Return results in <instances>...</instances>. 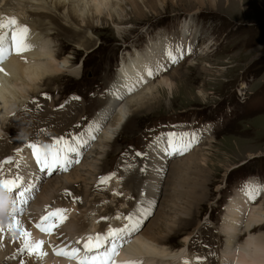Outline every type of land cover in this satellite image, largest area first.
<instances>
[{
  "label": "bare ground",
  "instance_id": "6f19581e",
  "mask_svg": "<svg viewBox=\"0 0 264 264\" xmlns=\"http://www.w3.org/2000/svg\"><path fill=\"white\" fill-rule=\"evenodd\" d=\"M166 1L169 0H0V17H15L19 25H29L28 43L32 45L30 51L22 55H16L13 52L0 63V68L4 70L0 72V153L4 152V157H1L0 161L15 157V160L26 163L27 167L21 169L26 175L29 171L34 174L36 184L34 199L29 202L27 211L20 219L23 220L24 227L31 232L33 241L45 242L43 248L47 253L39 261L22 255L19 252L21 246L19 234L17 233V242L14 243L5 230L3 239L0 240V264H20L21 260H24L25 264H71L64 256L55 255L52 246L64 247L67 244L73 247L76 246L72 240L74 236L87 237L96 233H105L109 226L122 227L126 221L117 220L115 217H125L130 213L141 219L140 230L126 238L127 242L119 249V253L123 251V248H128L136 261H139L138 257H143L144 264H183L185 260H188L190 264H196L195 257H206L201 264L212 263L210 253L201 255L191 250L190 243L198 230L199 223L193 231L183 236L180 247L169 245L170 236L173 233L184 232L195 225L194 218L199 212L196 211L197 213L195 212L193 216L190 215L188 208L181 200L183 195L179 199L165 197L170 196V178L173 174L182 175L193 167L208 168L209 162L204 150L208 144L204 145L201 142L211 137L208 133L209 129L207 132H201L200 129H185L179 126L173 131L166 132V135L162 134L149 144L144 154L142 153L140 166L138 161L128 160V165H122L117 171H99L102 162L112 151L110 149L115 136L124 128L130 117L135 116V112L148 109L167 94L175 98V94L179 91L177 79H181L182 72L180 65L173 69L169 68L173 64H168L165 51L177 48L172 36H178L183 40L182 35L190 27L189 22L185 21L182 24L178 35L159 32L150 40H146L142 49L134 48L133 51L122 54L115 77L116 82L111 84V91L114 86L123 84L126 77L129 82L135 83L143 76L146 83L139 84L131 94L125 93L121 101H116L109 94L108 104L99 112L95 120L100 119L107 112H111L110 119L103 124L102 131L99 132L96 140L91 142L89 147L81 150L80 162L70 167L67 172L57 171L51 176L45 175L37 169L30 149L25 148L22 153H17L16 150L23 145L38 141L26 138L25 132L29 133L26 129L28 127L21 128V133H15V141L10 140L12 145L6 141L5 137L13 122L21 127L19 122L25 119L23 116L25 108L31 106L32 98L30 97L40 93L44 78H55L63 72L79 73L81 64L73 67L70 56L59 58L55 40L59 30L57 32H51V30L59 27L72 38V26L78 30L88 29L87 34L76 43V46L84 51H90L88 45L92 42L93 33L89 31V28H98L101 22L110 20L121 36L128 31V17H126L128 12L125 11L127 5L132 10L133 18L141 20L148 13V4H151L152 9L159 6L162 10ZM170 1L175 3L176 0ZM186 2L192 3L184 11L189 16H193L201 11L205 0H187ZM214 2L215 0H209L212 6ZM159 14L161 13H156V15ZM190 40L188 39L189 42ZM179 43L180 48L186 50L189 56L190 44L187 41ZM187 60L191 65L196 62L191 58ZM160 64L167 66V72L163 74L166 70H161L155 77H148L146 69L156 68ZM158 93H161L159 100H157ZM199 94L204 96V91L200 90ZM34 105V108L37 107L36 104ZM69 114L72 115V112ZM172 132L195 133L197 142L183 155L177 154L170 159L171 155H167L164 149L165 140ZM201 133H206L207 138L200 140ZM51 141L52 139L43 142L39 140L41 144H49ZM8 168L15 170L14 165H5V169ZM110 173H115L116 178L106 186L97 187L98 175L106 176ZM128 175L134 180L140 177L141 184L136 186L137 181L133 179L126 183L124 178ZM204 183L205 181L198 180L196 185ZM248 184L256 185V180L251 179ZM66 190L71 192L72 196H67ZM238 191L236 190V196L233 197V199L236 197L235 200L232 199L233 201L231 200L232 202L230 201L227 205L228 208L219 228L220 234L226 236L225 247L220 252L219 264H264V204H256L263 196L261 198L258 196L255 201H250L248 198L244 200V193L239 194ZM114 193H121V195ZM191 195L195 201L198 200L199 195L194 190L191 191ZM14 196L15 193L9 194L0 187V206L5 209L4 212H0V223L5 226V229L12 222L7 207L13 202ZM134 196L136 201L128 206V201ZM73 197L79 199L74 203ZM193 203L192 201L189 210L195 211L197 208H194ZM46 205L51 208L62 207L69 210L68 220L60 229L63 233L62 237L45 234L31 226V223L39 221V218L45 214ZM145 212L147 214L141 216ZM149 214L151 216L146 219ZM102 217L109 219L102 220ZM243 233L247 238L243 243H239ZM72 261L77 262L75 259Z\"/></svg>",
  "mask_w": 264,
  "mask_h": 264
},
{
  "label": "rangeland",
  "instance_id": "374dc122",
  "mask_svg": "<svg viewBox=\"0 0 264 264\" xmlns=\"http://www.w3.org/2000/svg\"><path fill=\"white\" fill-rule=\"evenodd\" d=\"M186 1H166L162 10L159 6L152 9L147 3L148 13L141 20L133 18L127 5L128 31L120 36L110 20L101 22L98 28H89L93 33L88 45L90 51L76 46L88 29L78 30L72 26V38L59 27L51 30H59L58 36L55 35L59 58L70 56L73 67L81 64L79 73L63 72L55 78H44L40 93L30 97L31 106L25 108V119L19 122L21 127L13 122L5 137L12 145L10 140L15 141V133H21L23 127H28L26 138L42 142L54 136L85 131L110 100L111 84L116 82L122 54L134 48L142 49L146 40L159 32L178 35L182 24L189 22L183 40L172 36L177 47L180 41H187L191 47L189 56L186 54L169 67L180 65L182 72L181 79H177L179 91L175 98L167 94L148 109L135 112L115 136L112 151L99 171H117L130 160L139 164L143 155L137 153L144 154L153 140L179 126L201 132L209 129L211 137L201 142L208 144L204 149L208 168L193 167L182 175L173 174L170 196L165 197L179 199L183 195L181 200L190 215L199 212L194 218L195 225L184 232L173 233L169 245L180 247L183 236L199 223L190 243L191 250L201 255L210 253V264H219L226 239L219 228L227 205L236 196V190L244 193L242 188L249 180L255 179L256 185L264 186V0H215L213 6L205 0L201 11L193 16L184 11L192 3ZM157 12L161 14L156 15ZM188 58L196 64L191 65ZM200 90L204 91V96L199 94ZM160 98L161 93H158L157 100ZM33 102L37 107L34 108ZM205 134L201 133L200 140L207 138ZM1 157L4 152L0 153ZM173 157L171 155L170 159ZM137 178L134 180L128 175L124 181L128 183L133 179L139 186L142 180ZM198 180L205 183L196 185ZM193 190L199 195L197 201L191 195ZM261 197L256 204H264V190L258 198ZM135 201L136 196L128 201V206ZM192 201L197 208L195 211L189 210ZM246 238L243 233L239 243Z\"/></svg>",
  "mask_w": 264,
  "mask_h": 264
},
{
  "label": "snow or ice",
  "instance_id": "6c2138e0",
  "mask_svg": "<svg viewBox=\"0 0 264 264\" xmlns=\"http://www.w3.org/2000/svg\"><path fill=\"white\" fill-rule=\"evenodd\" d=\"M30 29L27 25H19L15 17H0V63H2L9 55H22L24 52L30 51L32 45L28 43V36ZM187 54L186 50L177 47L175 49H166L165 57L168 64L178 63ZM161 70H167V66L160 64L156 68H147L146 74L148 77H155ZM4 71L0 68V72ZM146 83L143 76H141L135 83L128 81L118 86L110 92V95L116 101H121L125 93L131 94L136 90L139 84ZM123 89V91H121ZM63 107V106H61ZM111 112H107L98 120L91 121L85 131L79 132L76 135L53 137L51 143L41 144L39 141H33L18 148L17 153H22L25 148L31 150V157L35 161V165L40 173L51 176L54 172H67L74 164H78L81 158V150L89 147L91 142L95 141L97 135L102 131L103 124L110 119ZM197 142V135L195 133H169L164 149L167 155H183L189 151ZM137 155H143L137 153ZM5 165H14L13 168L5 169ZM27 167L26 163L15 160V157H8L0 161V187L9 193H15L13 199V207L9 215L12 218L5 229V226L0 223V240L3 239L5 230L11 237L12 242H17V233L19 234L20 248L19 252L31 259L37 261L41 260L47 255L44 251V241H33L31 239V232L24 227L23 220L20 217L27 211V205L34 199V190L36 189L34 174L29 171L26 175L22 168ZM114 178L115 173H110L106 176L99 177L97 187L100 185H108ZM264 186L252 185L246 183L242 191L250 201H255L260 195ZM67 196H72L71 192L66 190ZM121 195V193H114ZM79 198L73 197L75 203ZM16 205H21L17 207ZM68 209L66 208H51L45 206V214L39 218V222L35 224L41 232L48 235H57L62 237L60 232L61 227L68 220ZM147 212L141 214L146 215ZM102 220L109 219L102 217ZM117 220H125L126 223L122 227L113 228L109 226L107 232L96 233L95 235H88L86 238L77 240V245L82 244L83 255H81V247H70L65 244L64 247L53 245V251L57 256H64L69 259L77 260V264H116L115 257L119 253V249L127 242V237L140 230L141 219L130 213L128 216L115 217ZM63 243V241H62ZM206 257H195L196 264H201ZM20 264H25L21 260ZM124 264H142V261H126ZM184 264H190L188 260Z\"/></svg>",
  "mask_w": 264,
  "mask_h": 264
}]
</instances>
